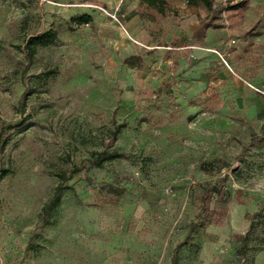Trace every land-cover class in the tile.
<instances>
[{
    "label": "rangeland",
    "instance_id": "rangeland-1",
    "mask_svg": "<svg viewBox=\"0 0 264 264\" xmlns=\"http://www.w3.org/2000/svg\"><path fill=\"white\" fill-rule=\"evenodd\" d=\"M209 2L0 0V264H264V0ZM191 18L231 26L223 55L242 77L221 75L220 100L171 49ZM129 34L161 77L134 99L118 66Z\"/></svg>",
    "mask_w": 264,
    "mask_h": 264
},
{
    "label": "crops",
    "instance_id": "crops-1",
    "mask_svg": "<svg viewBox=\"0 0 264 264\" xmlns=\"http://www.w3.org/2000/svg\"><path fill=\"white\" fill-rule=\"evenodd\" d=\"M60 4H76L87 0H54ZM94 2L118 1V0H89ZM185 7V0H183ZM136 16L127 18V25L135 37L144 39L146 34L140 22H136ZM183 35L186 37L185 44L173 46L174 50H185L189 55L185 61L186 77L191 83L200 86L201 92H208L210 88L219 93L221 99V75L240 76L241 64L234 59V48L232 44L231 26L229 23L221 22V19L203 23L197 18H191L183 27ZM134 41V42H132ZM259 41V40H257ZM142 44L132 35L123 36L120 51L119 77L123 82L125 96L128 99L151 95L155 92L160 79L158 63H155L157 51ZM240 48V46H239ZM216 50V51H215ZM233 53L228 59L229 66L224 65L221 54ZM180 64H182L180 60ZM256 83H259L256 81Z\"/></svg>",
    "mask_w": 264,
    "mask_h": 264
},
{
    "label": "trees",
    "instance_id": "trees-1",
    "mask_svg": "<svg viewBox=\"0 0 264 264\" xmlns=\"http://www.w3.org/2000/svg\"><path fill=\"white\" fill-rule=\"evenodd\" d=\"M143 2L148 3L149 5H156L158 3L159 0H142ZM198 0H188V2L194 3L197 2ZM207 6H210V2L209 0H202ZM238 6H244L243 3L237 5V6H233V8H237ZM75 21L79 22V23H87L89 21H91L92 17L90 16V14H83L77 17L73 18ZM57 39V31L54 28H50L42 33L39 34H35V35H30L25 43L26 46V51H27V56L28 58H32L35 53L37 52L38 47L40 46H49L53 43H55ZM120 131V125H118L117 129L114 130V135L117 134V132ZM116 154H107L106 152H101L99 154V158L97 160V164H102L103 161L113 158L115 157ZM59 189L57 188V191L54 194V202L53 205H55V203L59 200ZM250 234V231H248L246 233V237Z\"/></svg>",
    "mask_w": 264,
    "mask_h": 264
},
{
    "label": "built area",
    "instance_id": "built-area-1",
    "mask_svg": "<svg viewBox=\"0 0 264 264\" xmlns=\"http://www.w3.org/2000/svg\"><path fill=\"white\" fill-rule=\"evenodd\" d=\"M220 1H222L223 2V4H226V2H227V0H220ZM188 2V0H185V3H187ZM112 16H113V18L115 19V20H118L119 21V18H118V14L115 12V13H112L111 14ZM126 30V29H125ZM127 32V31H126ZM233 42H234V40H233ZM216 51V50H215ZM221 59H222V61H223V63H225L229 68H230V66H229V64H228V62H227V59L224 57V55L223 54H221ZM254 89H256L258 92H261V93H264V91L261 89V88H258V87H255V86H253V85H251Z\"/></svg>",
    "mask_w": 264,
    "mask_h": 264
}]
</instances>
